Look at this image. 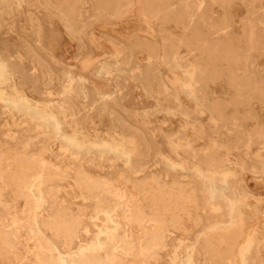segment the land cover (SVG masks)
I'll return each instance as SVG.
<instances>
[{
  "label": "rangeland",
  "instance_id": "1",
  "mask_svg": "<svg viewBox=\"0 0 264 264\" xmlns=\"http://www.w3.org/2000/svg\"><path fill=\"white\" fill-rule=\"evenodd\" d=\"M0 66V264H264V0H0Z\"/></svg>",
  "mask_w": 264,
  "mask_h": 264
},
{
  "label": "bare ground",
  "instance_id": "2",
  "mask_svg": "<svg viewBox=\"0 0 264 264\" xmlns=\"http://www.w3.org/2000/svg\"><path fill=\"white\" fill-rule=\"evenodd\" d=\"M34 25V24H33ZM81 41V40H80ZM80 46H83V45H80ZM32 49V48H31ZM29 49V50H31ZM33 50V49H32ZM36 53V52H35ZM38 55V54H37ZM40 64V63H39ZM43 65V64H42ZM7 71V70H6ZM98 74H101V70H97L96 71ZM8 75V74H7ZM4 77V71H3V68L0 66V80ZM16 82V81H15ZM27 96V95H26ZM7 105L14 108V109H17L19 111H27V112H30V113H34L36 114L37 111L36 109L34 108V106L32 105L31 101L25 97L24 95L20 94L17 90H15V95L11 98H9L7 100ZM79 111V110H77ZM44 121L46 123H48L49 125L53 126L55 123H53V120H51L49 117H44ZM57 129V128H56ZM48 151V150H47ZM34 157V156H33ZM47 169V168H46ZM48 170V169H47ZM62 172V171H61ZM64 173V172H62ZM49 176V175H48ZM62 176V174H61ZM44 172L43 171H39L34 179L29 182V183H25V188L27 190V194L28 196L30 197V199H32V201L34 202V211H33V224L34 226L37 228V230L39 231H42L43 228H48L50 226V224L48 223H44L41 222V219H40V213H41V208L45 209L49 216L51 217V219L53 220H57L59 227L56 226H52L53 229H56V228H60L62 231H65V232H68L69 234H72V233H75L78 229V226L74 223V222H69L67 220V218L65 217V214L64 212L62 211V209L58 206L57 203H55L54 201V198L53 200L50 202V203H46L45 204V201H44V194L41 192V189L42 187H38V188H41L39 189V193H35V191L33 190L32 186H33V181H36L38 180L39 182H42L43 178H44ZM26 181V180H24ZM13 182V181H12ZM43 183V182H42ZM40 183V184H42ZM22 184H20V187H21ZM37 185V184H36ZM18 186V185H17ZM42 186V185H40ZM34 187V186H33ZM36 187V186H35ZM92 192H94V199L93 200H96V204H100L101 202H104L102 201V198L100 197V193L98 192L99 190L97 189H91L89 190ZM37 192V191H36ZM217 193V192H216ZM49 194V193H47ZM90 194V193H89ZM93 195V194H91ZM50 196V195H48ZM52 197V196H50ZM52 199V198H51ZM50 199V200H51ZM105 200V199H103ZM109 204V203H108ZM29 208V207H28ZM32 209V208H31ZM233 217V216H232ZM140 218V217H139ZM6 224V223H5ZM4 225V224H3ZM222 226V225H221ZM227 227V225H225ZM2 229V228H1ZM0 229V230H1ZM230 231V230H229ZM47 232V231H46ZM225 233L227 234V232H224L223 234L225 235ZM229 234V233H228ZM40 236V235H39ZM227 236V235H226ZM239 236V235H238ZM38 237V236H37ZM5 241L6 242H10V235L8 233L5 234ZM3 239V240H4ZM206 239V238H205ZM222 240V239H221ZM258 251V250H257ZM256 251V252H257ZM255 252V253H256ZM217 258V257H216ZM183 261V260H182Z\"/></svg>",
  "mask_w": 264,
  "mask_h": 264
}]
</instances>
